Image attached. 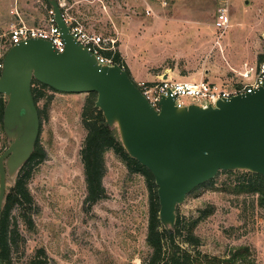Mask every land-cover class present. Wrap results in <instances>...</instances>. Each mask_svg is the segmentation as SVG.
Returning <instances> with one entry per match:
<instances>
[{"label":"rangeland","instance_id":"1","mask_svg":"<svg viewBox=\"0 0 264 264\" xmlns=\"http://www.w3.org/2000/svg\"><path fill=\"white\" fill-rule=\"evenodd\" d=\"M63 1V0H61ZM70 12L116 50L136 82L170 76L232 86L246 66L264 60V0H65ZM227 7L230 27H215ZM46 0H0V63L10 50L9 31L20 18L46 27ZM25 18V19H24ZM42 20V21H41ZM38 145L42 160L32 163L27 188L33 204L15 208L11 259L28 264H142L151 254L146 242L149 190L145 178L130 174L113 151L106 154L108 199L85 205L87 187L81 150L87 136L83 111L96 95L43 90ZM187 104L188 99H183ZM8 148L0 122V157ZM239 175L220 174L215 187L199 188L179 207L181 221L203 219L195 229L199 246L178 241L191 252L227 257L246 247L248 260L264 264V207L256 194H238ZM29 219L32 224H29Z\"/></svg>","mask_w":264,"mask_h":264},{"label":"water","instance_id":"2","mask_svg":"<svg viewBox=\"0 0 264 264\" xmlns=\"http://www.w3.org/2000/svg\"><path fill=\"white\" fill-rule=\"evenodd\" d=\"M47 1L65 51L59 53L47 40L30 39L10 48L0 71L8 141L0 157V225L7 194L32 158L40 135L34 82L58 93L96 95L95 107L106 126L118 130L127 154L153 175L166 230L175 229L178 209L188 196L220 173L246 171L264 177V85L208 108H179L169 96L157 111L125 69L100 65L73 38L58 0Z\"/></svg>","mask_w":264,"mask_h":264},{"label":"trees","instance_id":"3","mask_svg":"<svg viewBox=\"0 0 264 264\" xmlns=\"http://www.w3.org/2000/svg\"><path fill=\"white\" fill-rule=\"evenodd\" d=\"M48 6L49 2L46 0ZM112 55V53H108ZM115 62L120 65L131 76L130 71L121 57L119 51L114 53ZM33 95L38 104L43 98V90L53 89L38 82L33 83ZM95 96V94H91ZM95 101L88 99L82 119L83 125L87 131V136L81 150V158L84 166L85 182L87 187V196L85 205L92 209L101 201L108 199V192L104 186V178L107 174L106 154L113 151L115 155L126 165L130 174H138L145 178L149 190V224L146 242L150 247L151 254L142 264H256L248 260L250 256L249 248L243 247L227 257H211L200 252H191L182 245L178 239L185 237V243L191 247L199 246L200 240L195 235V229L203 217L182 222L177 212L176 227L174 230H166L160 222V205L157 193L155 179L151 172L143 167L139 162L132 159L125 151L119 137L117 129H110L105 124L103 113L95 107ZM7 100L0 95V122L3 126V114ZM38 108L40 120L43 119V111ZM44 153L39 147L38 142L35 152L30 161L20 170L16 183L7 194L6 203L2 212L0 225V258L3 264H14L11 259L14 243V230H10V216L15 208L27 210V206L33 204V198L27 188V178L29 177V168L36 160H42ZM220 174L239 175L235 190L238 194H256L259 198V204L264 207V177L246 171L222 172ZM219 174V175H220ZM216 179L199 187H215ZM198 188V189H199ZM196 189V190H198ZM195 190V191H196ZM179 211V209H178ZM29 224H32L29 219ZM46 255L45 250H40L38 256L32 259L28 264H43L39 256ZM44 264H47L44 263Z\"/></svg>","mask_w":264,"mask_h":264},{"label":"built area","instance_id":"4","mask_svg":"<svg viewBox=\"0 0 264 264\" xmlns=\"http://www.w3.org/2000/svg\"><path fill=\"white\" fill-rule=\"evenodd\" d=\"M58 4L73 38L92 53L100 65H116L117 63L114 58V53L117 51L116 42H106L101 35L87 30L71 14L65 0H58ZM15 14L19 17L20 21L9 31L8 40L10 48L30 39H41L51 42L59 53L65 51V42L55 23L52 9H50L46 27H30L23 22L17 11ZM215 27L220 31L221 37L229 29L230 16L227 7H222L219 10ZM108 53H112V55H108ZM1 69L2 62L0 63V71ZM240 76L241 79L232 86H224L206 80H177L170 76H167V78L159 77L156 81L136 82V86L157 111L160 110L162 99L169 96L175 98L176 105L179 108L187 107L191 104L199 105L202 108L215 107L220 100L231 99L238 95L253 94L259 90L264 85V60L253 66H246ZM183 99H188L190 103L187 104Z\"/></svg>","mask_w":264,"mask_h":264},{"label":"crops","instance_id":"5","mask_svg":"<svg viewBox=\"0 0 264 264\" xmlns=\"http://www.w3.org/2000/svg\"><path fill=\"white\" fill-rule=\"evenodd\" d=\"M50 8H51V6H50ZM25 19V18H24ZM26 23H27V25L28 26H30V27H39V25L36 23V22H33V20L32 19H30V20H24ZM42 21V20H41ZM130 74H131V72H130ZM167 76H164V78H166ZM132 78V77H131ZM133 79V78H132ZM134 81V80H133ZM135 82V81H134ZM4 128V127H3Z\"/></svg>","mask_w":264,"mask_h":264}]
</instances>
